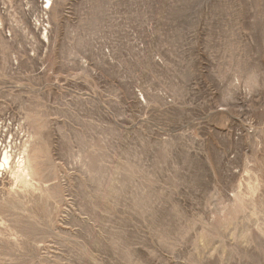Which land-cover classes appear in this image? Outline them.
Instances as JSON below:
<instances>
[{"label":"rangeland","instance_id":"rangeland-1","mask_svg":"<svg viewBox=\"0 0 264 264\" xmlns=\"http://www.w3.org/2000/svg\"><path fill=\"white\" fill-rule=\"evenodd\" d=\"M6 153L0 264H264V0H0Z\"/></svg>","mask_w":264,"mask_h":264},{"label":"bare ground","instance_id":"bare-ground-1","mask_svg":"<svg viewBox=\"0 0 264 264\" xmlns=\"http://www.w3.org/2000/svg\"><path fill=\"white\" fill-rule=\"evenodd\" d=\"M48 2L50 3L51 0H48ZM18 163H20V162H18ZM10 164H11V155L6 153L0 157V170L6 169V168L10 169L11 168ZM22 167H23V162L20 164V168H22ZM22 171H24V170H22Z\"/></svg>","mask_w":264,"mask_h":264}]
</instances>
